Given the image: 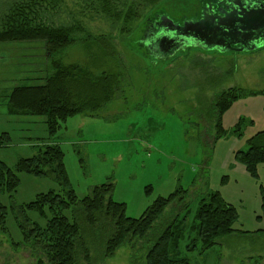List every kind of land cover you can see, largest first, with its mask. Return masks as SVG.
<instances>
[{
  "label": "rangeland",
  "instance_id": "1",
  "mask_svg": "<svg viewBox=\"0 0 264 264\" xmlns=\"http://www.w3.org/2000/svg\"><path fill=\"white\" fill-rule=\"evenodd\" d=\"M61 1L50 20L62 24L75 20L100 40L97 44L76 43L58 59L63 66L86 68L95 75L117 73V90L95 116L73 115L48 138L43 117L10 115L5 105L15 87L26 82L41 84L51 71L43 44H0V134L7 132L11 139L0 147V160L14 169L19 158L37 155L45 146L57 143L77 198L87 197L93 187L111 183L112 199L125 203L130 218L143 214L157 197L180 190L181 202L177 207L167 206L161 220L183 216L188 210L185 223L180 224L184 229L179 255L189 264H264V233L260 232L264 229V164L257 166L258 176L253 178L234 159L236 152L247 149L249 138L264 131V42L257 48L236 51H213L189 43L171 55L155 56L137 42L141 29L151 24L145 26L144 19L150 12L154 17L166 14L177 22L195 19L197 0H154L147 10L138 12L140 17L129 34L119 31L122 22L110 20L108 10H101V0H97L98 13L90 7L93 0ZM8 2L0 0V14ZM111 2L119 10L133 0ZM231 88L245 95L221 115L225 131L216 137L219 110L214 101L218 92ZM16 175V190L0 196L8 209L5 227H0V264H37L38 259L49 264L34 239L23 242L13 214L38 194H63L62 190L53 176ZM211 192H218L236 208L233 228L237 231L208 250L201 252L196 241L197 247L186 252L196 235L192 230L196 208ZM76 208L73 205L61 214L72 221ZM28 217L44 228L46 218L33 213ZM99 221L93 226L96 233L108 234L113 229L104 219ZM78 222L87 249L83 252L77 247L78 264H144L145 252L152 246L149 242L135 238L105 257L101 239L97 240L83 217Z\"/></svg>",
  "mask_w": 264,
  "mask_h": 264
},
{
  "label": "trees",
  "instance_id": "2",
  "mask_svg": "<svg viewBox=\"0 0 264 264\" xmlns=\"http://www.w3.org/2000/svg\"><path fill=\"white\" fill-rule=\"evenodd\" d=\"M260 1L264 4V0ZM61 2V0H10L0 14V44L36 41L43 44L51 71L41 84L26 82L15 87L7 97L5 105L10 115L43 117L48 138L54 137L65 120L73 115L95 116L97 111L102 110L103 106L110 102L118 84L117 73L110 76L95 75L86 68L62 65L58 58L63 50L80 42L97 44L100 36L88 33L84 25L75 20L68 24L51 21L52 13L58 12ZM153 2L154 0H140L135 3L133 0L124 8L116 10L111 0H101L100 8L108 10L106 16H109L110 20L122 22L120 32L129 34L133 30L132 23L140 17L138 12L147 10L146 8ZM97 6V0L90 2V7L96 13ZM150 13L144 19L145 26L155 19L154 14ZM146 30L148 31V26ZM146 30L144 27L141 29L142 36L139 35L138 40L147 36L149 31ZM40 65L42 67V64ZM243 95L245 94L237 88L221 91L216 95L214 106L219 110L215 126L216 137L225 131L221 125V115L233 101ZM10 142L7 132L0 134V147ZM247 145L246 150L235 153L234 159L251 177L256 178L257 166L264 164V131L249 138ZM44 148L45 150L37 155L19 158L14 169L0 160V196L16 190L19 185L16 173L41 178L53 176L63 194L55 191L38 194L31 202L20 205L18 212L16 209L13 214L17 227L21 229L23 242L34 239L35 247L42 252L49 264H78L77 249L80 248L83 252L86 249L81 242L80 234L84 230L78 222L79 216L90 225L97 240L101 239L103 242L105 257H111L128 241L137 238L143 240L144 244L149 242L152 245L145 252L144 264H189L187 258L179 255L181 253L179 241L184 229L180 224L185 223L188 210L185 209L186 213L183 216L176 215L172 220L171 218L161 220L167 206L177 207L181 202H178L180 190L166 197H157L152 205L145 208L143 214L137 218H130L126 216L125 203L112 199L111 183L93 187L87 197L78 199L71 189L65 170L64 152L54 142ZM145 189L150 191L148 188ZM262 201L261 207L264 211V197ZM73 205L77 210L75 209L73 214L75 219L70 221L61 212ZM196 210L192 220L195 224L192 230L196 235L190 248L186 247V252H191L197 247L196 241L200 244L201 252L208 250L217 244V240L233 235L237 231L233 228L237 221V210L218 192L206 194ZM7 212V207L0 199V227H5ZM32 213L40 218H46L44 228L30 220L28 214ZM100 218L112 224L113 229L109 230L108 234L104 232L98 234L96 228H93L94 223ZM24 226H32V229L26 230ZM104 229L105 227L103 231ZM260 232L264 233V229ZM37 261V264H43L42 260Z\"/></svg>",
  "mask_w": 264,
  "mask_h": 264
},
{
  "label": "water",
  "instance_id": "3",
  "mask_svg": "<svg viewBox=\"0 0 264 264\" xmlns=\"http://www.w3.org/2000/svg\"><path fill=\"white\" fill-rule=\"evenodd\" d=\"M234 9L218 20L203 18L186 20L183 26L186 31L194 32L201 36L209 37L213 42L206 46L207 49L216 50L214 46H222L220 39H226L225 50H250L257 48L263 43L256 44V40H264V4L260 0L251 3L237 0ZM254 42V44H252ZM235 46H238L235 47Z\"/></svg>",
  "mask_w": 264,
  "mask_h": 264
},
{
  "label": "flooded vegetation",
  "instance_id": "4",
  "mask_svg": "<svg viewBox=\"0 0 264 264\" xmlns=\"http://www.w3.org/2000/svg\"><path fill=\"white\" fill-rule=\"evenodd\" d=\"M237 0H197L195 3L196 12L195 19L199 20L203 18L215 19L218 20L222 16H226L231 12L235 7L234 3ZM241 2L246 1L251 3L254 0H239ZM187 19H184L181 22H177L169 17L166 14H161L155 16V19L151 21V24L148 25V34L145 38L137 40V42L143 48L149 50L150 54L155 56H160L162 54L171 55L173 52L179 50L183 45L192 44L202 47L211 45L213 42L209 37L201 36L197 33H192L186 31V27L183 26V23ZM150 27V28H149ZM226 39H220V44L222 46H214L219 49H226ZM261 40H256L255 43H260ZM254 44V42L252 43ZM238 48V46H235ZM216 51V50H213ZM233 51V50H232Z\"/></svg>",
  "mask_w": 264,
  "mask_h": 264
}]
</instances>
